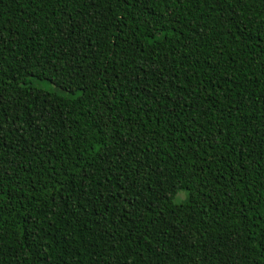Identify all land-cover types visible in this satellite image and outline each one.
Segmentation results:
<instances>
[{
  "label": "trees",
  "instance_id": "trees-1",
  "mask_svg": "<svg viewBox=\"0 0 264 264\" xmlns=\"http://www.w3.org/2000/svg\"><path fill=\"white\" fill-rule=\"evenodd\" d=\"M0 34V264H264V0H0Z\"/></svg>",
  "mask_w": 264,
  "mask_h": 264
},
{
  "label": "snow or ice",
  "instance_id": "snow-or-ice-1",
  "mask_svg": "<svg viewBox=\"0 0 264 264\" xmlns=\"http://www.w3.org/2000/svg\"><path fill=\"white\" fill-rule=\"evenodd\" d=\"M7 43V40L3 37L2 34H0V47L3 46V44ZM91 41H88V44H90ZM98 46V45H97ZM0 99H2V97H0ZM21 127H23V125H21ZM5 131V125L3 124V122H0V143H3V134ZM2 155V154H0ZM261 159H264V157H261ZM3 171H4V166L2 163V160H0V177L3 176ZM172 192H175V189L172 190ZM5 196V193L3 192V184H2V180H0V201H3ZM137 199H139V197H137ZM177 203H184L183 200H178L176 201ZM115 247V246H113Z\"/></svg>",
  "mask_w": 264,
  "mask_h": 264
},
{
  "label": "rangeland",
  "instance_id": "rangeland-1",
  "mask_svg": "<svg viewBox=\"0 0 264 264\" xmlns=\"http://www.w3.org/2000/svg\"><path fill=\"white\" fill-rule=\"evenodd\" d=\"M43 85H45V84H43ZM185 193H186L185 191L178 192L176 197H175V199H174L175 203H177L176 201H178V200H183L184 201L185 200V198H184Z\"/></svg>",
  "mask_w": 264,
  "mask_h": 264
}]
</instances>
